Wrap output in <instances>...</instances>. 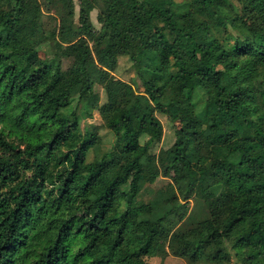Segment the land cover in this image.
<instances>
[{
    "label": "trees",
    "instance_id": "obj_1",
    "mask_svg": "<svg viewBox=\"0 0 264 264\" xmlns=\"http://www.w3.org/2000/svg\"><path fill=\"white\" fill-rule=\"evenodd\" d=\"M44 1L59 20L47 33L40 0H0V264H264V0H100V30L98 0H80L79 24L74 0ZM103 49L111 68L129 57L146 107L97 63ZM97 83L116 151L81 126ZM158 114L185 120L173 155L151 152ZM156 165L170 180L153 188Z\"/></svg>",
    "mask_w": 264,
    "mask_h": 264
},
{
    "label": "rangeland",
    "instance_id": "obj_2",
    "mask_svg": "<svg viewBox=\"0 0 264 264\" xmlns=\"http://www.w3.org/2000/svg\"><path fill=\"white\" fill-rule=\"evenodd\" d=\"M182 1V0H177ZM43 8V16H42V22L44 29L47 32L53 30L56 28L59 24L58 16L55 13L54 9H48L46 7V2L44 0H40ZM75 2V21L77 24H79V12H80V0H74ZM153 3L160 5V0H152ZM98 6L91 12V19L94 23L95 29L100 30L101 29V23L98 20V15L101 10L102 3L100 0H98ZM101 5V6H100ZM202 17H205L204 14H199ZM199 41L202 42H209L211 40V36L207 32H200L198 34ZM91 45L93 46V43L91 42ZM38 54L42 57L52 56L55 54V51L53 49V45L51 44V41H48L45 43L42 48H39ZM95 54V53H94ZM97 63L101 67H105L107 69H110L111 72L115 75L116 78L131 82L134 84L137 92L141 95V101L144 107L147 106L148 103H150L149 95L145 92V88L143 87L141 81L136 77L135 70L133 68L132 62L130 61L129 57L126 55H122L117 58L114 68L110 67L111 57L109 55L108 49H103L99 54H96L95 56ZM61 65L64 70H67L72 67L73 65V58L63 57L61 60ZM163 79H158V82L160 84L163 83ZM179 85H184V80L181 79ZM96 90L101 95V100L97 108H92L90 110V113L92 114V117L89 116H83V119L81 121V126L83 131L86 130L87 126H91V129L96 130L97 133L101 136L102 142L100 145L99 152L105 153L107 151H110L111 149H115V136L114 133L111 132L106 125L104 124L103 120V113L108 111L110 108V103L107 100V95L105 92V89L103 86L99 83L95 85ZM79 87L74 88L73 92H78ZM159 118L161 119L164 129H163V136L162 139L158 142H156L151 149V152L156 154V156H160L162 154H171L173 155L175 153V142L177 138L176 134V127H181L185 124V120L179 121L176 126L168 120L167 116L163 114H158ZM156 128L150 126L149 132L153 134L155 132ZM182 139L184 143L188 141V135L182 133ZM217 154H220V151L216 150ZM95 152L92 150L89 153L88 159L92 160L94 158ZM117 157H119V154L117 153ZM146 180L151 184L153 188H158L165 183H167L170 179L165 178L162 175L161 168L159 165L154 166L146 175ZM194 204L193 200L191 201V206ZM193 212V211H192ZM191 212V214L187 217L185 222L182 223L179 229H185L189 227L193 221L194 215ZM193 216V217H192ZM136 261H139L143 264H187L186 259L181 257H176L173 255H169L167 257H161V256H149V255H143L138 256L135 258ZM205 264V263H201ZM238 264H249L248 260H244L242 262H239Z\"/></svg>",
    "mask_w": 264,
    "mask_h": 264
}]
</instances>
